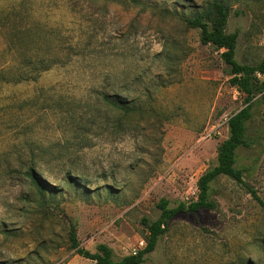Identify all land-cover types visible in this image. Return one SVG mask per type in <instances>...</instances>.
Segmentation results:
<instances>
[{
	"label": "rangeland",
	"instance_id": "374dc122",
	"mask_svg": "<svg viewBox=\"0 0 264 264\" xmlns=\"http://www.w3.org/2000/svg\"><path fill=\"white\" fill-rule=\"evenodd\" d=\"M30 1L59 43L55 56L72 59L32 82L0 80V154L28 138L58 158L37 166L50 186L44 194L24 168L0 177V264H94L69 248L71 226L89 252L106 244L116 258L133 254L145 247L142 220L159 217L160 200L175 207L197 199L198 178L216 164L229 117L245 106L219 52L183 22L208 0ZM228 5L235 59L257 64L264 0ZM6 39L0 29V76L9 58L46 50ZM96 93L134 102L120 129L122 115ZM252 112V144L236 150V166L264 202V103L255 98ZM209 201L213 209L178 213L144 264H264V209L247 189L219 176Z\"/></svg>",
	"mask_w": 264,
	"mask_h": 264
},
{
	"label": "trees",
	"instance_id": "16d2710c",
	"mask_svg": "<svg viewBox=\"0 0 264 264\" xmlns=\"http://www.w3.org/2000/svg\"><path fill=\"white\" fill-rule=\"evenodd\" d=\"M229 0H208L206 5L191 16L183 17L188 28L197 29L202 45L214 47L225 65L224 73L228 76V83L244 96V104L233 113L228 121V137L216 147V164L207 169L197 181V199L189 204L179 203L175 207L169 206V201L160 200L157 208L160 215L156 220L143 219L147 230L145 247L133 254L116 258L112 249L106 244H98L94 252L80 247L73 226L69 229V248L82 258L93 261L94 264H144L146 255L154 251L160 238L166 233L169 223L181 212L196 213L201 209H213L209 201L210 183L219 176H226L244 186L252 198L264 209V202L256 191L243 181V171L236 166V150L239 147H250L251 139L248 135L249 122L252 119V107L255 98L264 103V57L254 65L241 64L235 59L238 33L226 32V25L230 13ZM35 7L30 0H0V29L7 34L6 41L13 46L21 47L31 43L46 45V50L40 52L29 48L31 53L22 52L20 58H9L1 67L5 75L0 80L5 83H22L35 81L39 75L54 66L66 65L72 58H57L54 38L45 34L46 27L35 16ZM39 54V56H37ZM100 98L98 103L107 105L122 116L118 118L116 128L120 129L124 115L134 111L132 100L120 95L96 93ZM47 108H43L45 114ZM96 111V110H95ZM23 146L13 142L0 154V177L25 169V177L36 188L39 194L50 188L47 180L37 170L38 165H46L56 161L57 157L48 156L49 147L38 139L25 138ZM25 149H29V156H25ZM35 151V153H33Z\"/></svg>",
	"mask_w": 264,
	"mask_h": 264
}]
</instances>
